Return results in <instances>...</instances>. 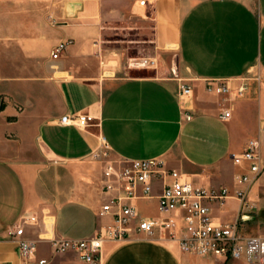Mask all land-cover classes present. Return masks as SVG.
<instances>
[{"label": "crops", "instance_id": "0c3cea01", "mask_svg": "<svg viewBox=\"0 0 264 264\" xmlns=\"http://www.w3.org/2000/svg\"><path fill=\"white\" fill-rule=\"evenodd\" d=\"M136 8L150 28L153 75L123 73L124 53L105 43V0H0V264H85L76 252H55L51 238L88 237L113 222L100 214L109 165L163 157L198 186L234 192L247 164L231 153L257 139L264 160V0H134L129 13ZM63 40L71 43L53 58ZM242 78L249 83L242 97L206 89L207 80L235 88ZM181 81L191 94L180 93ZM225 110L230 117H221ZM77 113L93 115V124L61 121ZM103 138L108 155L95 159ZM161 190L155 181L152 197L134 201L142 216H159ZM229 204L233 214L223 221L217 210ZM212 212L233 222L240 201L230 197ZM25 213L39 217L25 229L37 240L29 259L9 234ZM102 264L244 263L142 233L106 243Z\"/></svg>", "mask_w": 264, "mask_h": 264}, {"label": "built area", "instance_id": "2783aa9c", "mask_svg": "<svg viewBox=\"0 0 264 264\" xmlns=\"http://www.w3.org/2000/svg\"><path fill=\"white\" fill-rule=\"evenodd\" d=\"M146 2L138 0L140 5H146ZM70 43L71 40L58 42L52 57L58 58ZM156 62L155 58H144L137 64L154 66ZM248 85V78H242L235 88L228 81L211 79L207 80L206 89L220 95L242 97ZM179 89L182 95L192 93L191 85L184 81L179 84ZM230 115L231 112L225 110L221 117L228 118ZM185 117L191 119L192 115L186 112ZM94 119L91 114L77 113L64 115L61 121L68 125L87 127ZM260 130L264 132V125ZM102 146L101 150L94 152L95 159L108 155L109 146L105 138L102 139ZM231 158L241 166L247 164L244 172L238 176L239 186L234 192L225 186H198L185 173L171 168L163 157L131 160L120 169L109 165L106 175L112 176L113 181L105 185L110 197L102 204L100 214L112 215L113 222L100 227L88 237L51 238L54 251H73L85 264H102L106 243L121 242L144 233L175 240L186 253L224 257L226 260L243 261L244 264H264V236L246 234L241 227V216L233 222L223 223L212 212L214 204L223 206L230 197L240 201V210L246 209L251 187L264 173V160L257 139L249 140L241 151L232 152ZM155 181L162 182V190L158 195L159 216L149 218L140 214L134 201L152 197ZM37 223L38 215L25 213L19 224L9 229V234L17 241L19 254L26 259L35 255L37 240L28 238L25 229L27 225ZM45 261L42 259L39 263Z\"/></svg>", "mask_w": 264, "mask_h": 264}, {"label": "rangeland", "instance_id": "374dc122", "mask_svg": "<svg viewBox=\"0 0 264 264\" xmlns=\"http://www.w3.org/2000/svg\"><path fill=\"white\" fill-rule=\"evenodd\" d=\"M138 2V0H136ZM134 0H105V17L104 25L107 33H105V43L107 47L120 49L124 53L126 67L123 73L128 72L133 76L153 75L157 70V62L154 66H140V62L144 58H152L154 55L153 49L150 47L148 37V29L144 30L145 17L140 16L138 8L133 13H129ZM134 25V28H129L128 24ZM109 27V28H107ZM129 59V60H128ZM177 57L172 56L171 65H177ZM171 67V72L173 73ZM256 82L262 80V75L258 69L253 72ZM93 122L90 124L92 125ZM247 208L240 210L242 222V230L249 235L264 236V173L258 182L252 187L247 199ZM231 204L224 208H218L217 215L223 221L231 218ZM245 219H244V218Z\"/></svg>", "mask_w": 264, "mask_h": 264}, {"label": "water", "instance_id": "95a60500", "mask_svg": "<svg viewBox=\"0 0 264 264\" xmlns=\"http://www.w3.org/2000/svg\"><path fill=\"white\" fill-rule=\"evenodd\" d=\"M244 218V217H243ZM245 219V218H244Z\"/></svg>", "mask_w": 264, "mask_h": 264}]
</instances>
